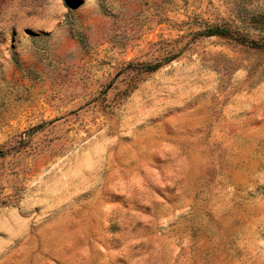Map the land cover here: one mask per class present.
I'll list each match as a JSON object with an SVG mask.
<instances>
[{
  "label": "rangeland",
  "instance_id": "1",
  "mask_svg": "<svg viewBox=\"0 0 264 264\" xmlns=\"http://www.w3.org/2000/svg\"><path fill=\"white\" fill-rule=\"evenodd\" d=\"M0 264H264V0H0Z\"/></svg>",
  "mask_w": 264,
  "mask_h": 264
},
{
  "label": "trees",
  "instance_id": "2",
  "mask_svg": "<svg viewBox=\"0 0 264 264\" xmlns=\"http://www.w3.org/2000/svg\"><path fill=\"white\" fill-rule=\"evenodd\" d=\"M227 31L226 30H224V29H220V28H211V29H207V31H206V33H207V35H214V34H220V35H222V34H225Z\"/></svg>",
  "mask_w": 264,
  "mask_h": 264
}]
</instances>
